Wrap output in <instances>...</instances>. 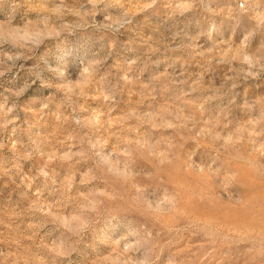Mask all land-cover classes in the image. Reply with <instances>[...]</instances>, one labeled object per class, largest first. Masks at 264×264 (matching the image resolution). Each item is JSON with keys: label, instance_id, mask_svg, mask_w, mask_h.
<instances>
[{"label": "rangeland", "instance_id": "374dc122", "mask_svg": "<svg viewBox=\"0 0 264 264\" xmlns=\"http://www.w3.org/2000/svg\"><path fill=\"white\" fill-rule=\"evenodd\" d=\"M0 0V264H264V0Z\"/></svg>", "mask_w": 264, "mask_h": 264}, {"label": "built area", "instance_id": "2783aa9c", "mask_svg": "<svg viewBox=\"0 0 264 264\" xmlns=\"http://www.w3.org/2000/svg\"><path fill=\"white\" fill-rule=\"evenodd\" d=\"M238 2H239V3H241L243 6H245V5H246V2H245V1H243V0H239Z\"/></svg>", "mask_w": 264, "mask_h": 264}, {"label": "bare ground", "instance_id": "6f19581e", "mask_svg": "<svg viewBox=\"0 0 264 264\" xmlns=\"http://www.w3.org/2000/svg\"><path fill=\"white\" fill-rule=\"evenodd\" d=\"M238 5H239L240 8H244V7L246 6V5L243 6V5H242L241 3H239V2H238Z\"/></svg>", "mask_w": 264, "mask_h": 264}]
</instances>
